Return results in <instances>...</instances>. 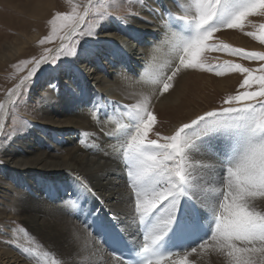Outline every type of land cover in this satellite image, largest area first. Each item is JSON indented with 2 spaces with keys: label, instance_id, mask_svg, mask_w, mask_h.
<instances>
[{
  "label": "bare ground",
  "instance_id": "1",
  "mask_svg": "<svg viewBox=\"0 0 264 264\" xmlns=\"http://www.w3.org/2000/svg\"><path fill=\"white\" fill-rule=\"evenodd\" d=\"M156 4H165V9L160 13L152 8L154 4L150 7L153 11L146 10L148 6L146 11L136 9L138 15L129 19L135 25L133 29L101 21L98 38L104 47L94 54L92 47H81L83 50L79 49L63 73H57L61 85L56 97L52 93L40 100V118L33 116L24 132L1 143V155L9 171L3 170L6 179L0 182V203L8 208L0 209L6 220L3 224L12 228L17 240L20 237L35 248L44 264H118L86 227L88 216L96 210L119 216L130 239L138 238L135 196L131 203L132 194L125 184L127 168L121 161V146L127 134L117 131L128 124L121 102L128 103L126 95H134L135 99H148L151 109V104L167 108L177 101L178 96L173 94L160 96L163 91L159 86L169 72L176 71L174 65L182 54V42L188 38L171 27V12L166 10L170 3L157 0ZM146 18L150 21H140ZM121 31L123 35L118 36ZM185 72V67H179L172 82L183 78ZM8 105L5 99L0 113L3 121ZM193 114L179 115L174 127L166 119L164 126L169 135ZM190 159L192 163L215 165L203 150H194ZM220 171L217 167L200 173L206 191L221 190L220 181L225 175L219 176ZM77 177L87 180L97 192L95 196L89 194L86 201L80 198L82 205L69 200V195L77 196ZM256 203L264 208V201ZM206 215L204 221L208 219ZM11 251L0 248V259L8 264H31L24 255ZM187 251L189 264H230V258L219 250ZM182 258L183 253L174 257ZM159 264H166V260Z\"/></svg>",
  "mask_w": 264,
  "mask_h": 264
},
{
  "label": "snow or ice",
  "instance_id": "2",
  "mask_svg": "<svg viewBox=\"0 0 264 264\" xmlns=\"http://www.w3.org/2000/svg\"><path fill=\"white\" fill-rule=\"evenodd\" d=\"M88 4L91 5L92 0H88ZM88 10L85 7L84 14L61 17L63 35H58L54 29L52 35L40 41L43 44L58 36L62 43L56 56L49 59L42 55L22 62L32 67L21 83L10 90V95L19 96L25 81L31 83L30 78L37 73L61 70L64 64L61 57L76 55L78 37L96 36L92 30H80L86 24ZM255 15L264 16V0H195L191 17H173L169 13L171 27L188 36L182 42L179 65L203 67V53L208 50H226L244 59L264 61L262 52L208 43L222 28L243 31L248 18ZM260 29L258 39L264 43V24ZM247 35L256 37L255 32ZM215 69L217 75L224 70L243 73L239 86L243 91L228 96L221 107L180 124L169 136L156 133L157 139L149 138L156 117L146 103L121 106L126 108L128 117L126 127L117 129L127 134L121 151L127 165L129 187L135 195V211L141 217L140 226L146 230L145 243L136 254L135 264H159V260L164 259L160 249L169 233L182 236L201 229L208 232L213 222L215 229L210 240L214 243L204 238L206 234L197 247L191 248V253L219 250L230 258V264H264V208L256 203L264 201V63L259 65L257 75L233 62L216 65ZM177 71L179 66L167 76L163 92L173 87ZM53 80L54 77L49 86L55 88ZM4 107L0 104V112ZM3 128L4 122L0 119V130ZM194 150L206 152L215 160V165L192 163L190 155ZM217 167L226 175L220 181L221 190L212 193L205 190L200 173ZM77 181L78 199L86 201L89 194L96 195L87 180L77 177ZM99 214L100 210H96L93 218ZM206 214L211 215V219L204 221ZM111 220L113 223L106 226H114L121 233L119 216L113 215ZM205 225H208L206 229ZM149 234L152 235L150 242ZM176 255L169 252L166 264H189L188 251H184L182 259H174ZM154 258L158 259L154 261ZM117 259L118 264H125L122 258Z\"/></svg>",
  "mask_w": 264,
  "mask_h": 264
},
{
  "label": "rangeland",
  "instance_id": "3",
  "mask_svg": "<svg viewBox=\"0 0 264 264\" xmlns=\"http://www.w3.org/2000/svg\"><path fill=\"white\" fill-rule=\"evenodd\" d=\"M85 1L86 0H0V104L4 105L5 99H8L9 103L4 112V128L0 131V161H3V163H0V182L2 181V183L4 179H6L3 170H6V172L9 171L1 155V143L12 138L14 135L16 136V134L24 132L26 127L32 124L33 116L40 118L38 117L40 115V100L49 97V94L52 93L56 97L61 85L60 81H58L59 77L56 78L57 73H63V70L68 67V62L77 55L81 47L84 45L92 47L93 49L91 51L93 54L96 53L97 49L100 50L104 47L101 45V40L98 38L99 23L104 20H110V22L116 26H123V28L132 27L130 29H133L135 25L133 22L130 23L129 19H133V17L138 15L139 10H136L137 8H142L146 11V8H150L151 5L154 4L152 8L159 10L160 13L162 11L161 9H165V4H156L157 0H92L91 5L88 4L87 0V3L84 5ZM162 1L163 3H170L166 10H169L173 17L184 15L191 17L194 11L195 0ZM155 6L158 8H155ZM85 7L89 9L86 15V24L82 25L80 30H92L96 33V36L78 37L80 44L76 49V55L61 57V60L64 61L61 70L49 71L44 74L37 73L36 77L30 78L32 81L31 83L25 81L20 89L19 96L10 95V90L15 89L16 85L21 83V79L27 76L28 71L32 67L31 64L25 66L22 62L31 61L33 58L38 59L42 55H47L49 59L56 56L57 49L62 43L58 36L45 41L43 44H41L40 41L52 35L54 29L57 31L58 35H63V31H61L63 23L61 17L84 14ZM149 14L153 16L152 13ZM141 20L150 21L148 18L140 19V21ZM261 24H264V16H251L248 18L247 26L243 31L239 29L222 28L213 34L212 39L208 43L217 45L225 44L229 47L243 48L247 51L264 53V43L258 39L261 31ZM248 32H255L256 37L247 35ZM123 33L124 32L121 31L120 34L118 33V36L123 35ZM125 37L126 39L129 38L126 35ZM129 41L133 40L129 38ZM46 49L48 50L47 52L45 51ZM179 58L174 65L175 69L177 66L183 67L179 65ZM225 62L239 63L243 67L252 70L253 75L259 74L257 69L261 63H264V61H253L232 55L226 50H208L203 53V67L185 68L187 69L185 74L188 75H185L179 81L172 82L173 87L167 92H162L160 96L170 95L171 97L172 94L173 96H178V100L172 102L167 108L151 104L150 109V104L147 102L148 99H135L136 97L134 95H126L128 103L120 102L124 106L146 103L156 117V122L153 125L152 131L149 133V138L157 139L156 133H160L161 136H169L170 133L164 126L167 120L170 121V124L174 127L176 125L175 120L179 115L186 112L195 113V115L193 114L194 117L180 122L178 126L182 123H187L197 115H202L205 111H211L221 107L222 101L228 96L235 95L238 91H243V89L239 87L244 78L243 73L224 70L223 74H216L217 69H215V66L222 65ZM54 66L55 65H52V67ZM43 67L47 68L50 66L44 65ZM210 68L213 70H209ZM171 74L172 73L169 72L165 77L167 78V76ZM53 77L55 80H53L52 83L55 85V88L49 86V82ZM166 78L161 82L159 86L160 89H163V83ZM118 83L120 84V82ZM175 106L178 107L175 108ZM124 110L126 112L125 107ZM221 174L226 175L223 170L222 172L220 171L218 175L221 176ZM125 184L128 187L129 193L131 192L130 195L132 194V203L133 197L135 196L133 194L134 192L129 187V182H125ZM3 208L8 209L7 206L0 203V209ZM1 217L0 215V248L9 249V251L12 250L11 252L13 253L24 255L27 262L31 264L35 262L44 264L43 256L22 238L19 237L20 241L17 240L12 228L4 225L3 223L6 220L3 219V217L1 219ZM8 222H10V220ZM26 253L30 255L27 254L26 256ZM0 264L8 263L0 259Z\"/></svg>",
  "mask_w": 264,
  "mask_h": 264
}]
</instances>
